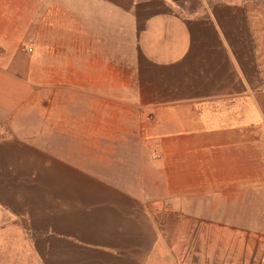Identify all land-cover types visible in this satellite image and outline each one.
<instances>
[{
  "label": "crops",
  "instance_id": "0c3cea01",
  "mask_svg": "<svg viewBox=\"0 0 264 264\" xmlns=\"http://www.w3.org/2000/svg\"><path fill=\"white\" fill-rule=\"evenodd\" d=\"M6 227L38 264H264V0H0Z\"/></svg>",
  "mask_w": 264,
  "mask_h": 264
},
{
  "label": "rangeland",
  "instance_id": "374dc122",
  "mask_svg": "<svg viewBox=\"0 0 264 264\" xmlns=\"http://www.w3.org/2000/svg\"><path fill=\"white\" fill-rule=\"evenodd\" d=\"M1 228L0 229V264H38V258H36L32 253H29L30 250L34 248V244L29 241L19 240L22 239L20 236L13 238L12 242H9V238H5L2 235L5 233L13 232L16 235L22 234V229L18 227ZM5 239V240H4ZM28 251L31 256H23L18 253L19 251Z\"/></svg>",
  "mask_w": 264,
  "mask_h": 264
},
{
  "label": "built area",
  "instance_id": "2783aa9c",
  "mask_svg": "<svg viewBox=\"0 0 264 264\" xmlns=\"http://www.w3.org/2000/svg\"><path fill=\"white\" fill-rule=\"evenodd\" d=\"M30 51H32V49H30Z\"/></svg>",
  "mask_w": 264,
  "mask_h": 264
}]
</instances>
